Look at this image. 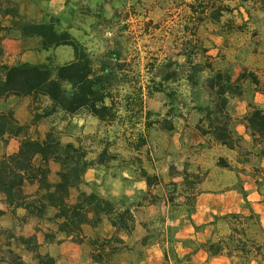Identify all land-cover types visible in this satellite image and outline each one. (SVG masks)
Listing matches in <instances>:
<instances>
[{
    "label": "crops",
    "instance_id": "obj_1",
    "mask_svg": "<svg viewBox=\"0 0 264 264\" xmlns=\"http://www.w3.org/2000/svg\"><path fill=\"white\" fill-rule=\"evenodd\" d=\"M67 1L20 0L19 14L43 22L50 13L64 12ZM5 16L9 20L1 24L0 63L36 64L55 57L62 65L75 59L71 46L44 49L40 38L25 37L15 28L13 22L17 16L11 13ZM257 27L260 29L257 45L249 56L246 55L249 44L238 40L224 44L225 36L212 37L217 44H209L207 51L216 57V69L227 72L232 82L241 85V93L229 97L227 112L235 123L233 130L249 143H253V138L244 117L251 105L264 109V4L261 0H257ZM70 33L79 41L85 40L73 31ZM245 72L248 77L242 83L240 79ZM15 97L19 96L9 95L5 108L13 110L18 122L31 123L35 111L30 101L19 102ZM60 113L66 115L61 124L54 121V116ZM75 116L60 111L42 117L43 122L48 118L50 127L42 124V119L36 123L42 134L40 139L45 138L51 127L64 128L62 141L76 145H81L90 134H96V146L87 153L93 165L85 172L83 182L71 188L70 197L75 194L76 198L71 202L69 197V202L75 203L82 192H95L115 203L118 211L128 208L133 221L129 227L121 228L114 216L102 214L97 220L95 213L89 212V220L68 234L59 229L54 218L55 208L49 207L40 215L36 207L28 206L43 191L38 181L27 182L21 204L8 203L0 195L4 211L0 217V264H10L7 251L16 253L25 264H46L40 256L49 258L51 264H264V247L231 250L225 246L222 253L213 254L204 246L210 240L215 241L217 223L231 213L246 214L254 210L264 228V194L257 189V177L242 171L245 160L239 156L240 147L229 148L212 133L200 131L203 115L198 106L175 114L169 133L158 132L156 141L149 137L140 145L136 136L126 138L111 131L110 136L103 134L107 121L90 113L82 118ZM74 132L77 139L69 135ZM3 137L7 139L9 135ZM108 137L111 144L118 146L106 145ZM20 142L21 138L15 136H10L8 144L0 141V159L18 152ZM221 158L228 161L227 166L219 165ZM261 165L264 166V155ZM49 166L56 176L50 178L51 182L58 181L60 164L51 160ZM166 181L178 188L174 201L164 195Z\"/></svg>",
    "mask_w": 264,
    "mask_h": 264
},
{
    "label": "rangeland",
    "instance_id": "obj_2",
    "mask_svg": "<svg viewBox=\"0 0 264 264\" xmlns=\"http://www.w3.org/2000/svg\"><path fill=\"white\" fill-rule=\"evenodd\" d=\"M220 9L223 11L222 17L212 24L213 14ZM14 10L18 13L21 11L20 0H0V31L1 24L9 20L5 13L13 15ZM52 17L59 32L73 31L85 38L80 42L92 58L95 72L105 78L104 83L110 94L107 102L114 104L116 116L105 123L102 133H109L110 136L112 132L126 138L136 136L139 145L149 137L156 141L158 132L169 133L175 114L198 106L203 115L205 113L201 108L213 106L214 97L211 96L208 82L213 70H217V59L207 53L209 44H217L212 37L225 36L224 44L233 40L249 44L246 50L249 56L260 34L257 0H68L64 12L50 13L47 19ZM49 58L53 67L61 65L55 57ZM251 76L253 79L254 75ZM246 77L248 73L245 72L240 81L245 83L243 79ZM8 97L0 99V110H12L5 108ZM14 100L30 101L35 118L31 123L19 124L27 127L28 134L40 138L42 134L36 123L42 117H47L45 113L51 104L49 98L30 95L15 97ZM88 113L83 109L75 113V117L82 118ZM65 119L63 113L54 116V121L60 124ZM41 121L50 127L48 118ZM234 124L232 122V128ZM206 125L207 122H204L203 126ZM51 129L56 130L63 139L66 133L64 128ZM69 135L77 139L75 132ZM95 135L90 134L80 142L86 153L94 150ZM9 138L10 135L7 139L0 137V141L8 144ZM235 140L240 147L239 156L245 160L242 171L248 176L257 177V189L264 194L262 147L244 138L236 137ZM110 141L108 137L106 145H117ZM218 163L228 165L224 158ZM49 178H56L53 171ZM171 184L166 181L164 195L174 201L178 188ZM75 198L74 194L70 201ZM244 205L249 206V203ZM231 214L239 215L229 214L217 223L215 241H221L231 250L243 247L261 250L264 247V228L259 214L251 211ZM15 255L7 251L8 262L11 263Z\"/></svg>",
    "mask_w": 264,
    "mask_h": 264
},
{
    "label": "trees",
    "instance_id": "obj_3",
    "mask_svg": "<svg viewBox=\"0 0 264 264\" xmlns=\"http://www.w3.org/2000/svg\"><path fill=\"white\" fill-rule=\"evenodd\" d=\"M261 2L264 4V0ZM14 12L13 15L17 16L14 26L23 36L40 38L44 49L60 45L71 46L75 51V59L56 67H53L50 58L44 63L36 64L0 63V98L8 95H40L49 98L51 102L45 116L57 111L75 114L85 109L103 121L113 119L116 112L114 104L107 102L110 94L104 83L105 78L95 72L92 58L85 52L83 43L68 32H59L53 17L37 22L28 20L16 10ZM222 12L221 9L217 10L212 16L213 20L219 21ZM237 83L232 82L227 72L213 70L208 82L211 96L214 97L213 106L201 108L205 114L199 124L202 133H212L218 142L229 148L239 147L235 139L242 138L231 127V116L227 112L229 97L242 91L241 85ZM204 122H207L206 126H203ZM244 122L254 144L262 147L264 155V109L251 105ZM26 128L19 124L12 110L0 111V137L10 135L21 138L18 152L4 155L0 159V194L6 197L8 203L21 204L25 199L24 185L38 181L43 193L28 206L36 207L40 215L49 207L55 208L57 212L54 218L61 231L70 234L79 230L81 224L89 220V212H94L97 220L102 214L115 215L114 220L119 227H129L128 221H133L130 210L126 208L118 212L115 203L95 192H82L75 203L69 202L71 188L83 182L85 172L93 165L82 146L63 142L54 129L40 139L30 136ZM170 129H173V125ZM51 160L61 167L56 182H51L49 178ZM251 212L255 213L253 210ZM3 213L0 199V217ZM204 246L213 254L222 253L225 249L221 241L210 240ZM40 259L46 264L52 262L47 257L40 256ZM10 264L25 263L15 255Z\"/></svg>",
    "mask_w": 264,
    "mask_h": 264
}]
</instances>
